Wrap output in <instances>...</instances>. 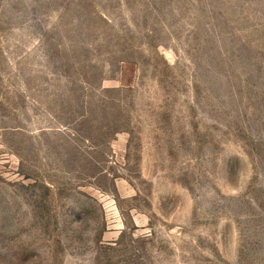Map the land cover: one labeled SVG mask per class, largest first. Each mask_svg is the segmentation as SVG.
<instances>
[{
	"label": "rangeland",
	"instance_id": "374dc122",
	"mask_svg": "<svg viewBox=\"0 0 264 264\" xmlns=\"http://www.w3.org/2000/svg\"><path fill=\"white\" fill-rule=\"evenodd\" d=\"M0 264H264V0H0Z\"/></svg>",
	"mask_w": 264,
	"mask_h": 264
}]
</instances>
